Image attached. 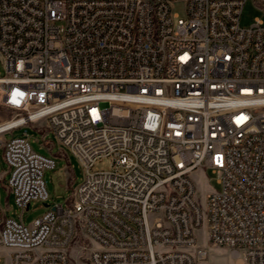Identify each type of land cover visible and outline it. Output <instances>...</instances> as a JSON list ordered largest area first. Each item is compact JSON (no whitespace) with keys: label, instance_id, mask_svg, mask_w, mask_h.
Instances as JSON below:
<instances>
[{"label":"built area","instance_id":"obj_1","mask_svg":"<svg viewBox=\"0 0 264 264\" xmlns=\"http://www.w3.org/2000/svg\"><path fill=\"white\" fill-rule=\"evenodd\" d=\"M245 1L0 0V147L20 211L0 207L5 264H73V249L83 264H203V224L234 264H264V19L242 28ZM39 122L83 176L26 226L56 163L3 135ZM208 169L220 188L199 204Z\"/></svg>","mask_w":264,"mask_h":264},{"label":"rangeland","instance_id":"obj_2","mask_svg":"<svg viewBox=\"0 0 264 264\" xmlns=\"http://www.w3.org/2000/svg\"><path fill=\"white\" fill-rule=\"evenodd\" d=\"M173 11L179 16L184 15L183 5L176 3ZM255 17L264 19V9L259 7L253 0H247L242 6L239 25L242 28L248 27ZM5 68L0 56V76L4 75ZM11 112L0 103V122L9 119ZM27 136L32 149L55 160L53 169H46L43 174L45 187L48 193L46 201L31 203L29 208L22 213V221L26 226L46 210L55 204L67 205L73 190L81 182L83 173L77 158L65 147L61 146L55 139L52 132L47 129L45 123H27L26 125L15 128L3 135L5 140L12 137ZM112 169V159L110 157L97 160L94 163L93 170ZM8 166L3 158V151L0 147V207L5 216L19 220L20 211L14 201V196L7 188V178L9 176ZM206 178V182L203 181ZM195 198L201 204L202 195L209 189L218 190L220 185L217 183L216 175L209 169L206 171H197L194 176ZM47 204V205H45ZM197 243L202 248H207V259L203 264H234V260L239 256L240 251L229 249L227 247H212L206 243V228L201 225L197 231ZM208 246V247H207ZM73 264H83L77 261L76 250H72ZM6 259L0 250V264H5Z\"/></svg>","mask_w":264,"mask_h":264},{"label":"water","instance_id":"obj_3","mask_svg":"<svg viewBox=\"0 0 264 264\" xmlns=\"http://www.w3.org/2000/svg\"><path fill=\"white\" fill-rule=\"evenodd\" d=\"M45 205H47V204H45Z\"/></svg>","mask_w":264,"mask_h":264}]
</instances>
